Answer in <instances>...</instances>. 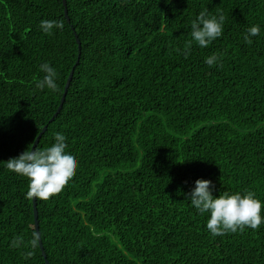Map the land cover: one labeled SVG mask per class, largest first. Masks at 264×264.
I'll return each mask as SVG.
<instances>
[{"label":"trees","instance_id":"16d2710c","mask_svg":"<svg viewBox=\"0 0 264 264\" xmlns=\"http://www.w3.org/2000/svg\"><path fill=\"white\" fill-rule=\"evenodd\" d=\"M66 7L69 19L63 0H0V264H47L40 243L30 247L28 178L6 167L45 126L35 148L61 132L79 162L60 193L37 200L50 264H264V224L213 236L187 198L202 178L216 196L264 201V0ZM204 9L225 22L200 48L190 32ZM44 19L64 27L45 34ZM252 25L261 32L248 44ZM45 62L56 91L35 87Z\"/></svg>","mask_w":264,"mask_h":264},{"label":"clouds","instance_id":"9594fccd","mask_svg":"<svg viewBox=\"0 0 264 264\" xmlns=\"http://www.w3.org/2000/svg\"><path fill=\"white\" fill-rule=\"evenodd\" d=\"M224 22L225 17L222 14L210 16L208 9L202 10L191 23L192 40L200 48L208 47L222 35ZM39 26L43 33L51 34L54 29H63L64 24L59 20L44 19L40 21ZM260 32L259 25L250 26L244 35V40L252 44V38L257 37ZM219 61L220 57L215 54L205 58V63L210 67L218 64ZM39 69L44 75L42 79L35 82L36 89L47 88L56 91L58 79L56 68L45 62L39 66ZM54 141L42 150L36 148L33 150L28 147L19 156L9 159L6 163L8 170L28 178L26 192L28 199L48 200L60 193L76 174L78 158L75 153L67 150L66 136L57 132ZM187 198L197 212L208 214L206 228L213 236L244 231L245 228L257 230L264 224V215H262L264 201L258 199L251 191L225 192L223 195L216 196L213 194L212 181L201 178L195 181V187ZM41 237V233H32L30 240L32 249L39 246ZM18 242H22V238L13 240L14 245ZM28 255H31V252Z\"/></svg>","mask_w":264,"mask_h":264},{"label":"water","instance_id":"95a60500","mask_svg":"<svg viewBox=\"0 0 264 264\" xmlns=\"http://www.w3.org/2000/svg\"><path fill=\"white\" fill-rule=\"evenodd\" d=\"M63 2H64V5H65V11H66L65 13H66V16L68 17V12H67V7H66L67 0H63ZM68 19H69V17H68ZM75 36H76V39L78 41L79 50H80L81 49V41H80V39H79L76 31H75ZM79 55H80V51H79ZM78 61H79V59L77 60V62ZM73 72H74V67L72 68V70L70 72V75H69V77L67 79V82H66V85H65V90H64V93H63L62 98H61V102H60L59 107H58L57 111L55 112L53 118L59 113V111L61 110V107L63 106V103H64V100H65V96H66L68 87H69L70 82H71L72 77H73ZM45 128H46V126L42 129L41 133L35 139V141L33 143V146H32L33 150H35V147H36V145H37V143H38V141L40 139V136H41L42 132L45 130ZM33 206H34V214H35V228H36L37 232L40 233L39 220H38V213L39 212H38V206H37V199H35V198H33ZM39 243H40V247H41V249L43 251V254L46 257L47 264H50L49 261L47 260V255L45 253L44 246H43V242H42L41 239L39 240Z\"/></svg>","mask_w":264,"mask_h":264}]
</instances>
